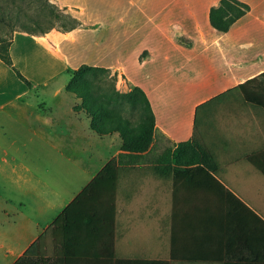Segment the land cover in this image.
<instances>
[{"label": "crops", "instance_id": "crops-1", "mask_svg": "<svg viewBox=\"0 0 264 264\" xmlns=\"http://www.w3.org/2000/svg\"><path fill=\"white\" fill-rule=\"evenodd\" d=\"M242 1L251 9L228 31L210 21L211 7L220 0H56L80 26L15 33L12 59L16 38L24 34L55 54L60 74L83 64L119 71L141 89L155 133L171 143H194L197 107L217 96L228 122L218 124V134L210 136L204 125L211 155L164 156L155 140L154 154L118 164L111 255L104 224L102 230L77 234L74 242L51 226L116 156L109 158L104 149L66 150L72 138L84 139L77 120L70 140L21 121L9 109L31 90L13 91L0 78V129H15L10 145L16 147L11 156L4 150L6 167L0 165L12 187L11 232L3 240L9 244L10 264L27 252L30 264H116L117 257L170 264H264V109L247 101L242 89L228 92L263 79L264 0ZM178 36L190 38L192 45L179 42ZM89 134L95 144L104 143L95 130ZM20 146L31 154L21 157ZM99 191L86 196L87 203L95 205Z\"/></svg>", "mask_w": 264, "mask_h": 264}, {"label": "rangeland", "instance_id": "rangeland-1", "mask_svg": "<svg viewBox=\"0 0 264 264\" xmlns=\"http://www.w3.org/2000/svg\"><path fill=\"white\" fill-rule=\"evenodd\" d=\"M0 11V37L7 39L25 27L41 32L42 29L64 30L74 23L72 12L56 0H0ZM16 39L15 64L36 86L29 89L14 69L0 59V78L6 86L19 93L31 90L9 110L32 128L52 137L63 135L69 140L73 122L77 120L85 136L84 139L72 138L73 144L65 146L69 152L91 153L104 149L109 158L115 155L117 163L122 165L133 157L154 154L157 140L164 156L203 154L205 148L210 151L202 136L204 125L205 134L210 136L218 134V124L228 122L222 118L225 115L220 110L221 102L216 100L200 109L194 143H171L155 133L153 113L141 89L126 81L119 71L87 67L76 74L73 69L60 74L62 66L56 61L55 54L44 50L33 36L18 34ZM45 79L50 80L44 83ZM57 92L62 95H55ZM1 129L0 165L6 167L4 150H9L8 156H11L16 148L10 145L15 129L10 126ZM90 130H95L104 143L95 144L96 138L91 139ZM38 152L35 148L34 153ZM18 154L22 157L31 153L27 147L20 146ZM11 188L10 179L0 168V264L11 263L6 257L9 244L3 243L11 232Z\"/></svg>", "mask_w": 264, "mask_h": 264}, {"label": "trees", "instance_id": "trees-1", "mask_svg": "<svg viewBox=\"0 0 264 264\" xmlns=\"http://www.w3.org/2000/svg\"><path fill=\"white\" fill-rule=\"evenodd\" d=\"M65 8V7H63ZM67 9V8H66ZM251 6L249 3L242 0H220L217 5L211 7L210 10V21L213 27L228 31L233 23L245 15ZM2 12L0 11V17ZM73 15V14H72ZM74 23L64 30H71L81 25V22L73 15L71 16ZM22 31L29 32L31 34L46 33L49 30L42 29L41 32L36 31L33 28H24ZM13 38L0 37V59L6 64L11 66L29 87H32L31 81L15 66L11 53L10 46ZM178 41L187 45H192V40L185 36H178ZM87 67L99 68L96 66H89L87 64L81 65L79 68L73 69V72L79 73L81 69ZM70 70V69H69ZM261 79H264V73L261 74ZM262 79V80H263ZM258 81V78H253L239 86L229 90L228 92H234L238 89H242L245 92V98L250 103L257 105L264 109V80ZM251 89H247L250 84H255ZM219 96L202 103L197 107L196 110V127L197 119L200 109L206 108L213 102L218 100ZM195 140L197 138H194ZM205 155H211V151L206 148L202 151ZM254 160V157L251 158ZM254 163L263 168L256 159ZM264 171V168H263ZM118 180H119V166L115 159L110 160L103 169L94 177V179L86 186V188L64 209V211L55 219L51 228L56 230L61 228L63 236L66 240H72L77 234H82L84 231L92 232L102 230V225H105L106 231L110 233V253L113 255V246L115 243V229H116V218H117V191H118ZM93 190H100L101 194L94 204L87 203L86 196H88ZM65 244H68L65 242ZM28 252L24 254L15 264H30ZM49 260H42L41 262ZM58 261H56V264ZM116 264H170L166 260H140V259H128V258H116Z\"/></svg>", "mask_w": 264, "mask_h": 264}]
</instances>
